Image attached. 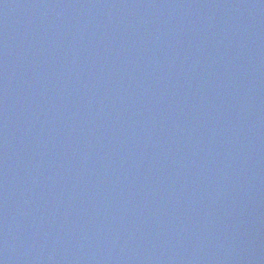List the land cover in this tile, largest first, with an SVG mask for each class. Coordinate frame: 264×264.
<instances>
[{"label":"water","instance_id":"95a60500","mask_svg":"<svg viewBox=\"0 0 264 264\" xmlns=\"http://www.w3.org/2000/svg\"><path fill=\"white\" fill-rule=\"evenodd\" d=\"M0 264H264V0H0Z\"/></svg>","mask_w":264,"mask_h":264}]
</instances>
